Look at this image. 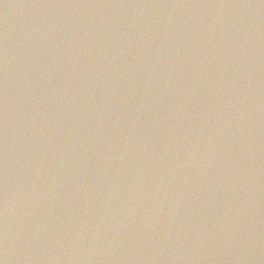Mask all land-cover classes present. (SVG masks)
<instances>
[{
    "label": "water",
    "instance_id": "1",
    "mask_svg": "<svg viewBox=\"0 0 264 264\" xmlns=\"http://www.w3.org/2000/svg\"><path fill=\"white\" fill-rule=\"evenodd\" d=\"M2 264H264V0H0Z\"/></svg>",
    "mask_w": 264,
    "mask_h": 264
},
{
    "label": "snow or ice",
    "instance_id": "2",
    "mask_svg": "<svg viewBox=\"0 0 264 264\" xmlns=\"http://www.w3.org/2000/svg\"><path fill=\"white\" fill-rule=\"evenodd\" d=\"M0 264H2V262H0Z\"/></svg>",
    "mask_w": 264,
    "mask_h": 264
}]
</instances>
